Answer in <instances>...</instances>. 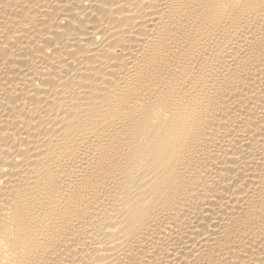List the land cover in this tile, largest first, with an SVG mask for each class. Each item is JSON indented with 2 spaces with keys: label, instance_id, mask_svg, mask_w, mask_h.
Masks as SVG:
<instances>
[{
  "label": "bare ground",
  "instance_id": "6f19581e",
  "mask_svg": "<svg viewBox=\"0 0 264 264\" xmlns=\"http://www.w3.org/2000/svg\"><path fill=\"white\" fill-rule=\"evenodd\" d=\"M0 264H264V0H0Z\"/></svg>",
  "mask_w": 264,
  "mask_h": 264
}]
</instances>
